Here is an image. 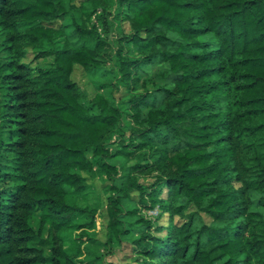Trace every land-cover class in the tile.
<instances>
[{"label":"trees","instance_id":"1","mask_svg":"<svg viewBox=\"0 0 264 264\" xmlns=\"http://www.w3.org/2000/svg\"><path fill=\"white\" fill-rule=\"evenodd\" d=\"M119 251L264 264V0H0V264Z\"/></svg>","mask_w":264,"mask_h":264},{"label":"rangeland","instance_id":"2","mask_svg":"<svg viewBox=\"0 0 264 264\" xmlns=\"http://www.w3.org/2000/svg\"><path fill=\"white\" fill-rule=\"evenodd\" d=\"M80 69L81 68L78 65H75V67L72 71L71 76L73 78H75L76 80H78L80 78ZM161 219L165 220V217H162ZM43 236H44V233H43ZM89 247H91V246L83 248L82 252L79 254L80 257H82L83 259H88V260L92 259V254L94 253V251H91ZM86 251H88V252L86 253ZM123 253H124L123 251L122 252L119 251L115 255L109 256V258L118 264L121 261V259L124 257Z\"/></svg>","mask_w":264,"mask_h":264},{"label":"built area","instance_id":"3","mask_svg":"<svg viewBox=\"0 0 264 264\" xmlns=\"http://www.w3.org/2000/svg\"><path fill=\"white\" fill-rule=\"evenodd\" d=\"M149 213H156L157 212V209L154 208V209H151V210H148Z\"/></svg>","mask_w":264,"mask_h":264}]
</instances>
